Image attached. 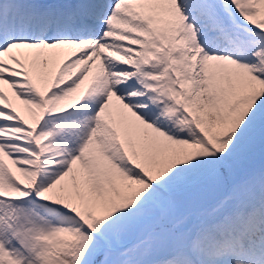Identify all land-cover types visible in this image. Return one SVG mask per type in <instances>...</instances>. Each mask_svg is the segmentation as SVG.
<instances>
[{
  "label": "snow or ice",
  "instance_id": "snow-or-ice-1",
  "mask_svg": "<svg viewBox=\"0 0 264 264\" xmlns=\"http://www.w3.org/2000/svg\"><path fill=\"white\" fill-rule=\"evenodd\" d=\"M0 264H264V0H0Z\"/></svg>",
  "mask_w": 264,
  "mask_h": 264
}]
</instances>
